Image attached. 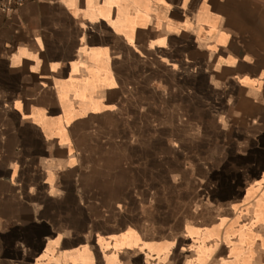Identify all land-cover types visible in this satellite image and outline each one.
<instances>
[{
  "label": "crops",
  "instance_id": "1",
  "mask_svg": "<svg viewBox=\"0 0 264 264\" xmlns=\"http://www.w3.org/2000/svg\"><path fill=\"white\" fill-rule=\"evenodd\" d=\"M0 264H264V0L0 11Z\"/></svg>",
  "mask_w": 264,
  "mask_h": 264
},
{
  "label": "built area",
  "instance_id": "2",
  "mask_svg": "<svg viewBox=\"0 0 264 264\" xmlns=\"http://www.w3.org/2000/svg\"><path fill=\"white\" fill-rule=\"evenodd\" d=\"M31 0H0V11L9 12L12 11Z\"/></svg>",
  "mask_w": 264,
  "mask_h": 264
}]
</instances>
